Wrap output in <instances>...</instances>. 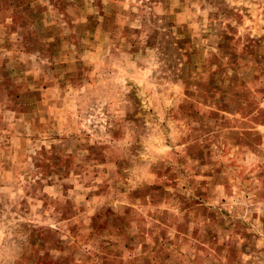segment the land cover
<instances>
[{
  "label": "rangeland",
  "instance_id": "obj_1",
  "mask_svg": "<svg viewBox=\"0 0 264 264\" xmlns=\"http://www.w3.org/2000/svg\"><path fill=\"white\" fill-rule=\"evenodd\" d=\"M0 264H264V0H0Z\"/></svg>",
  "mask_w": 264,
  "mask_h": 264
}]
</instances>
